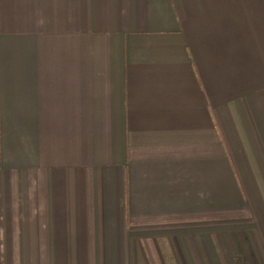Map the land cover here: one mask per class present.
I'll return each instance as SVG.
<instances>
[{
    "label": "crops",
    "instance_id": "1",
    "mask_svg": "<svg viewBox=\"0 0 264 264\" xmlns=\"http://www.w3.org/2000/svg\"><path fill=\"white\" fill-rule=\"evenodd\" d=\"M238 150L264 0H0V264H264Z\"/></svg>",
    "mask_w": 264,
    "mask_h": 264
},
{
    "label": "rangeland",
    "instance_id": "2",
    "mask_svg": "<svg viewBox=\"0 0 264 264\" xmlns=\"http://www.w3.org/2000/svg\"><path fill=\"white\" fill-rule=\"evenodd\" d=\"M236 148V147H235ZM236 150V149H235ZM238 152V153H237ZM236 158L237 160L235 162H237V164H239V172L241 177L243 178V180H245V184H246V188H245V192H246V196L250 202V196H252L253 198H255V201L253 202V204L250 202V210H249V220L254 221V223H256L259 227V229H262L263 233H264V210L261 207V200L258 196V193L256 192V187L254 184V181L252 179V176L250 175V182H248V176L247 174H245V166L247 165L246 160H244L243 155H241V151L238 150L236 151Z\"/></svg>",
    "mask_w": 264,
    "mask_h": 264
}]
</instances>
